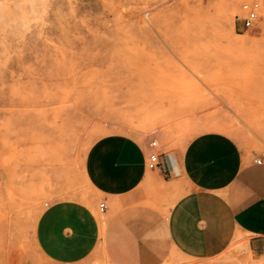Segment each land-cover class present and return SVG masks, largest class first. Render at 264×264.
<instances>
[{"label":"rangeland","instance_id":"rangeland-1","mask_svg":"<svg viewBox=\"0 0 264 264\" xmlns=\"http://www.w3.org/2000/svg\"><path fill=\"white\" fill-rule=\"evenodd\" d=\"M211 134L219 157L264 161V0H0V264L36 254L47 204L93 193L97 145L129 135L181 161Z\"/></svg>","mask_w":264,"mask_h":264},{"label":"crops","instance_id":"crops-1","mask_svg":"<svg viewBox=\"0 0 264 264\" xmlns=\"http://www.w3.org/2000/svg\"><path fill=\"white\" fill-rule=\"evenodd\" d=\"M219 139H202L181 161L159 153L158 170L147 168L156 152L147 139L97 145L84 164L93 193L47 204L33 230L36 254L17 247L7 264H222L247 254L264 264V161L219 157Z\"/></svg>","mask_w":264,"mask_h":264},{"label":"built area","instance_id":"built-area-1","mask_svg":"<svg viewBox=\"0 0 264 264\" xmlns=\"http://www.w3.org/2000/svg\"><path fill=\"white\" fill-rule=\"evenodd\" d=\"M258 3L252 2V3H246L242 5V9L245 12V16L242 18V26L245 29L251 28L254 25V22L257 19V10H258ZM152 146L156 145V142L152 141L150 143ZM257 163H260V159L255 160ZM147 168L150 170H158L160 168L161 162H160V154L156 152H150L147 157L146 162ZM98 209L100 212H103L105 209L104 202H100L98 204Z\"/></svg>","mask_w":264,"mask_h":264},{"label":"bare ground","instance_id":"bare-ground-1","mask_svg":"<svg viewBox=\"0 0 264 264\" xmlns=\"http://www.w3.org/2000/svg\"><path fill=\"white\" fill-rule=\"evenodd\" d=\"M249 257L251 258L250 254H249Z\"/></svg>","mask_w":264,"mask_h":264}]
</instances>
